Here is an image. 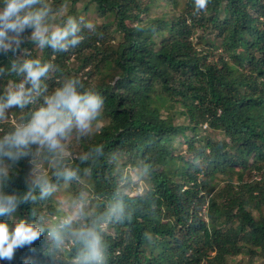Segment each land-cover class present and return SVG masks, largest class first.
<instances>
[{
  "label": "trees",
  "instance_id": "obj_1",
  "mask_svg": "<svg viewBox=\"0 0 264 264\" xmlns=\"http://www.w3.org/2000/svg\"><path fill=\"white\" fill-rule=\"evenodd\" d=\"M62 3L95 31L85 30L69 53L30 43L23 49L42 60L55 57L50 89L79 76L85 89L105 98L102 130L79 139L64 161L79 169L77 178L65 182L49 171L57 190L77 197L86 191L95 208L62 228L51 220L59 212L56 191L0 217L14 224L23 216L45 228L31 247L0 264L25 258L77 264L81 245L70 232L98 217L113 229L103 232L109 264H233L240 254L264 260V0H209L199 12L195 0H55L53 6ZM15 59L0 53V67ZM9 79L0 77V89ZM13 113L29 117L27 110ZM203 127L224 137L198 136ZM135 167L144 187L133 196L126 187ZM29 169L28 159L19 162L9 191L25 190ZM221 171L229 175L224 185L215 179ZM118 202L124 218L110 222L107 212ZM50 230L61 235L59 246Z\"/></svg>",
  "mask_w": 264,
  "mask_h": 264
},
{
  "label": "clouds",
  "instance_id": "obj_2",
  "mask_svg": "<svg viewBox=\"0 0 264 264\" xmlns=\"http://www.w3.org/2000/svg\"><path fill=\"white\" fill-rule=\"evenodd\" d=\"M209 0H195L197 12L206 10ZM55 0H0V53L17 57L5 69L0 67V77H12L0 89V217H13L22 205L45 200L57 191L49 175L65 182L75 180L78 168L67 166L71 157L69 144L73 138L82 139L102 130L105 98L96 90L85 89L82 78L70 76L54 88H49L46 78L54 70V59L25 54L23 45L51 49L53 53H69L85 39V30L94 32L96 25L84 16L69 14L65 4ZM66 9V10H65ZM59 17V19H57ZM13 109L27 110V119H15ZM206 126V124H205ZM103 149L97 148V153ZM23 159L30 164L23 192L9 191L12 177ZM87 164L89 158L81 157ZM83 212V205L61 222L60 227L70 228ZM108 221H121L124 208L118 202L107 212ZM102 218L91 226L77 225L70 235L81 249L77 264H109L108 246L103 235ZM45 234V228L26 217L12 224L0 219V261H11L16 250L31 247ZM59 246L61 235L50 230ZM24 264H31L25 258Z\"/></svg>",
  "mask_w": 264,
  "mask_h": 264
},
{
  "label": "rangeland",
  "instance_id": "obj_3",
  "mask_svg": "<svg viewBox=\"0 0 264 264\" xmlns=\"http://www.w3.org/2000/svg\"><path fill=\"white\" fill-rule=\"evenodd\" d=\"M71 61H74V58L71 59ZM21 117V114L18 115L17 119H19ZM16 119V118H15ZM103 122V121H102ZM206 131L198 134V136H205L208 137V134H213V136L216 139L219 138H223L224 134H222L219 130H215L214 128H205L203 127ZM96 129H94L95 131ZM213 130V131H212ZM212 131V132H210ZM210 132V133H208ZM79 143V139L73 138L69 144L70 150L72 149H76ZM191 156V154H189ZM139 167H135V168H129V173L131 174L132 177V182L131 185L126 187L127 191H130V195H137L139 194L143 187H144V182H142L139 179L138 176V172H139ZM257 176L254 174H249L246 175V178H248L249 180L255 179ZM217 178L218 182L220 185H224L228 179H229V175L225 174V172H218L217 176L215 177V179ZM214 179V181H215ZM232 182H234L235 184L237 183V176L234 177L233 176V180ZM125 191V192H127ZM73 193L70 192L68 189L65 190H57V193L55 194V197L57 198V205H58V209L59 212L58 214L54 215V217H51V220H57V221H63V219L67 216L72 214L73 212H76L79 208L80 205H83V212L86 210L89 214H91L92 212V208H95V204H93V202L89 199V194L88 192H83L82 195L80 194L81 197H77V196H73ZM82 217V213L80 214V216L77 218L80 219ZM75 223V222H74ZM104 227V232L107 231L108 233H113V229L109 230L108 229V223H104L102 224ZM251 258L249 257L248 254H246L245 256L240 254L237 255L236 257H234L233 259H231V262L233 264H235L236 262L240 263V264H264V260L261 258H253V260H250Z\"/></svg>",
  "mask_w": 264,
  "mask_h": 264
}]
</instances>
